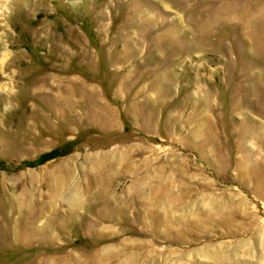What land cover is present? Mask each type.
Wrapping results in <instances>:
<instances>
[{"label":"rangeland","instance_id":"obj_1","mask_svg":"<svg viewBox=\"0 0 264 264\" xmlns=\"http://www.w3.org/2000/svg\"><path fill=\"white\" fill-rule=\"evenodd\" d=\"M3 8L0 264H264V0Z\"/></svg>","mask_w":264,"mask_h":264},{"label":"bare ground","instance_id":"obj_2","mask_svg":"<svg viewBox=\"0 0 264 264\" xmlns=\"http://www.w3.org/2000/svg\"><path fill=\"white\" fill-rule=\"evenodd\" d=\"M8 0H0V12H3L4 5L7 3ZM4 3V4H3ZM2 63H5V59L3 58L0 62V66H3ZM13 75V74H12ZM11 77V76H10Z\"/></svg>","mask_w":264,"mask_h":264}]
</instances>
